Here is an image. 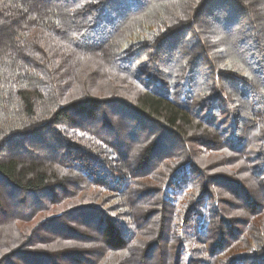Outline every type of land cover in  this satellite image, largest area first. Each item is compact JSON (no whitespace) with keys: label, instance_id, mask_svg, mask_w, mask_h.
I'll return each instance as SVG.
<instances>
[{"label":"trees","instance_id":"16d2710c","mask_svg":"<svg viewBox=\"0 0 264 264\" xmlns=\"http://www.w3.org/2000/svg\"><path fill=\"white\" fill-rule=\"evenodd\" d=\"M0 264H264V0H0Z\"/></svg>","mask_w":264,"mask_h":264}]
</instances>
